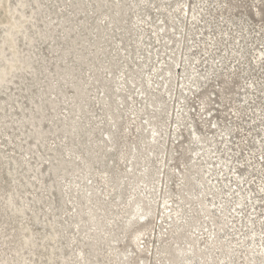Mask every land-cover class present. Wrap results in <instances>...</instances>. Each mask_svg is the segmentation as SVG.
Returning <instances> with one entry per match:
<instances>
[{
	"label": "rangeland",
	"instance_id": "obj_1",
	"mask_svg": "<svg viewBox=\"0 0 264 264\" xmlns=\"http://www.w3.org/2000/svg\"><path fill=\"white\" fill-rule=\"evenodd\" d=\"M0 264H264V0H0Z\"/></svg>",
	"mask_w": 264,
	"mask_h": 264
}]
</instances>
